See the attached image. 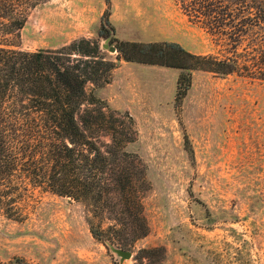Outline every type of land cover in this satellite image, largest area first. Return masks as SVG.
<instances>
[{
    "label": "rangeland",
    "instance_id": "rangeland-1",
    "mask_svg": "<svg viewBox=\"0 0 264 264\" xmlns=\"http://www.w3.org/2000/svg\"><path fill=\"white\" fill-rule=\"evenodd\" d=\"M254 6L252 0H50L30 12L15 44L33 52L98 38L109 12L120 41L175 42L194 55L248 65L251 35L236 29L248 27L238 22ZM98 40L116 68L109 84L93 92L134 120L137 139L127 151L146 170L149 231L129 246L102 242L92 236L82 203L29 188L21 219L0 211V261L264 264V82L194 70L176 102L179 70L118 61L117 51H109L114 45Z\"/></svg>",
    "mask_w": 264,
    "mask_h": 264
},
{
    "label": "trees",
    "instance_id": "trees-1",
    "mask_svg": "<svg viewBox=\"0 0 264 264\" xmlns=\"http://www.w3.org/2000/svg\"><path fill=\"white\" fill-rule=\"evenodd\" d=\"M49 1L0 0V211L21 219L23 197L29 188H39L82 203L94 238L129 246L149 231L142 206L146 170L127 151L137 139L132 117L94 95L116 68L98 39L114 45L118 61L179 70V102L194 70L241 73L264 82V0H252L256 12L238 22L248 27L236 29L251 35L248 65L194 55L175 42L120 41L109 12L102 16L98 38L55 49H18L15 41L30 12ZM0 264L28 263L14 257Z\"/></svg>",
    "mask_w": 264,
    "mask_h": 264
},
{
    "label": "water",
    "instance_id": "water-1",
    "mask_svg": "<svg viewBox=\"0 0 264 264\" xmlns=\"http://www.w3.org/2000/svg\"><path fill=\"white\" fill-rule=\"evenodd\" d=\"M109 51L110 52H113V53H115L116 52V49L114 48V47H110L109 48ZM117 252L122 256V257H130V253L129 252H127V251H122V250H117Z\"/></svg>",
    "mask_w": 264,
    "mask_h": 264
},
{
    "label": "crops",
    "instance_id": "crops-1",
    "mask_svg": "<svg viewBox=\"0 0 264 264\" xmlns=\"http://www.w3.org/2000/svg\"><path fill=\"white\" fill-rule=\"evenodd\" d=\"M125 40H127V41H134V42H136V39H125Z\"/></svg>",
    "mask_w": 264,
    "mask_h": 264
}]
</instances>
